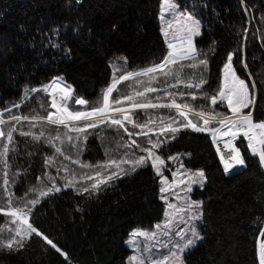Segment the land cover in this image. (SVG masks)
<instances>
[{"label": "trees", "instance_id": "1", "mask_svg": "<svg viewBox=\"0 0 264 264\" xmlns=\"http://www.w3.org/2000/svg\"><path fill=\"white\" fill-rule=\"evenodd\" d=\"M179 4L186 8L195 5L202 21V35L195 41L209 61L204 76L211 87L206 85V90L218 87L227 54L233 52L234 68L257 98L255 106L245 112L252 110L254 120H264V0H179ZM160 7L161 0H82L79 4L76 0H0V109L19 102L25 85L36 87L54 77L70 84L74 97L95 104L111 82L114 62L134 70L159 62L166 53ZM244 29L248 30L246 38ZM57 39L60 46H50ZM73 103L69 101L70 107L78 109ZM48 105V95L40 91L13 111L46 115L51 110ZM218 110L227 111V107ZM139 117L147 118L143 111ZM89 132L80 159L95 164L125 151L117 147L114 130L101 127ZM120 134L124 135L122 130ZM15 138L19 154L12 157L10 173L26 171H21L12 186L14 199L38 185L36 177L45 170V153H53L44 144L35 152L30 138L18 133ZM136 139L149 146L145 137ZM236 145L246 166L231 175L224 173L207 133L181 130L175 140L157 150L165 159V175L170 180L179 165L167 157L176 153L185 168L203 169L208 177L203 188L193 186L190 193L204 202L198 226L203 238L184 253V264H259L256 244L264 239L260 236L264 229V167L242 136ZM64 163L78 169V165ZM49 171L55 174V168ZM63 182L57 179L58 184ZM159 188L160 179L150 163L121 175L91 196L62 188L36 205L33 218L68 259L33 235L19 251L0 250V264H128L131 250L126 240L131 230L151 228L163 217ZM0 206H6L2 173ZM5 221L10 217L0 214V225Z\"/></svg>", "mask_w": 264, "mask_h": 264}, {"label": "snow or ice", "instance_id": "2", "mask_svg": "<svg viewBox=\"0 0 264 264\" xmlns=\"http://www.w3.org/2000/svg\"><path fill=\"white\" fill-rule=\"evenodd\" d=\"M76 2L79 4L82 0ZM160 19L166 53L159 62L134 70H126L114 62L111 82L95 104L74 97L73 87L62 77H54L49 83L36 87L25 85L19 102L0 109V173L6 197V206H0V214L11 218L0 225V250L19 251L35 235L68 259V254L35 223L33 209L36 205L61 192L62 188L91 196L111 186L121 175L136 172L150 163L160 179L164 218L151 228L140 226L131 230L126 240L131 250L128 264H183L185 251L203 238L197 221L203 218L204 202L193 199L190 193L193 185L203 188L208 177L203 169L185 168L180 153H176L167 157L179 165L172 171L170 180L165 175V159L157 151L161 145L175 140L181 130L207 133L216 145L224 173L231 175L237 166H246L241 149L235 143L242 136L250 152L258 156L260 166L264 167V120L256 121L252 110L244 111L255 106L257 98L254 93L250 94L249 85L234 68V53L227 54L218 87L208 91L205 86L210 88L211 85L204 72L209 61L194 39L202 35V21L195 5L186 8L179 0H161ZM247 31L244 29L245 38ZM59 35L57 31V38ZM50 46L59 47V40ZM123 59L127 63V57ZM40 91L49 97L51 110L46 115L13 111ZM70 100L81 107L71 108ZM225 105L227 111L218 110ZM140 111L146 119H140ZM101 127L114 130L117 147L125 151L95 164L80 159L82 142L88 140L89 130ZM121 130L124 135L120 134ZM17 133L30 138L35 152L44 144L50 146L53 153H45V170L36 177L38 185L14 199L12 186L21 171H26L17 169L10 173L12 157L19 154ZM141 136L149 146L136 139ZM65 161L78 165V169ZM51 168H55V174L49 171ZM58 178L64 181L62 185L57 183ZM260 236L264 237V229ZM256 253L259 264H264V239L257 240Z\"/></svg>", "mask_w": 264, "mask_h": 264}, {"label": "rangeland", "instance_id": "3", "mask_svg": "<svg viewBox=\"0 0 264 264\" xmlns=\"http://www.w3.org/2000/svg\"><path fill=\"white\" fill-rule=\"evenodd\" d=\"M160 11H161V7H160ZM163 26V23H162V21H161V19H160V27H162ZM162 33V32H161ZM162 36H163V34H162ZM163 38H164V36H163ZM195 39V38H194ZM164 40H165V38H164ZM227 62V61H226ZM251 94V93H250ZM73 106L74 107H76V108H80L81 106H79V105H76L75 103H73ZM247 110V109H246ZM245 111V110H244ZM243 169V168H242ZM176 170V169H175ZM181 171H183V169H181ZM193 186H196V185H193ZM163 201V200H162ZM163 203H164V210H165V202L163 201ZM163 218H164V213H163V217H162V219L161 220H163ZM11 219V218H10ZM200 222H201V220L200 221H197V225L199 226V224H200ZM199 242V240H197L196 241V243H195V245L197 244ZM127 245V244H126ZM194 245V246H195ZM194 246H192V247H190L189 249H187L186 251H188V250H190L191 248H193ZM127 247L129 248V246L127 245ZM185 251V252H186ZM184 255V254H183ZM183 258V257H182ZM184 264V263H183Z\"/></svg>", "mask_w": 264, "mask_h": 264}, {"label": "water", "instance_id": "4", "mask_svg": "<svg viewBox=\"0 0 264 264\" xmlns=\"http://www.w3.org/2000/svg\"><path fill=\"white\" fill-rule=\"evenodd\" d=\"M242 170H244V167H239V168H237V169L234 170L233 174L238 173V172H240ZM227 175H229V174H227Z\"/></svg>", "mask_w": 264, "mask_h": 264}, {"label": "built area", "instance_id": "5", "mask_svg": "<svg viewBox=\"0 0 264 264\" xmlns=\"http://www.w3.org/2000/svg\"><path fill=\"white\" fill-rule=\"evenodd\" d=\"M235 143H236V141H235ZM214 147H215V150H216V145H214ZM220 147H221V149L223 150V144L221 143V145H220ZM225 152H227V150H224ZM216 153H217V151H216ZM238 167H236L235 169H237Z\"/></svg>", "mask_w": 264, "mask_h": 264}, {"label": "bare ground", "instance_id": "6", "mask_svg": "<svg viewBox=\"0 0 264 264\" xmlns=\"http://www.w3.org/2000/svg\"><path fill=\"white\" fill-rule=\"evenodd\" d=\"M238 168L241 167V166H237Z\"/></svg>", "mask_w": 264, "mask_h": 264}]
</instances>
